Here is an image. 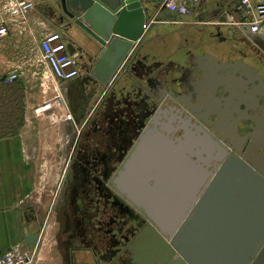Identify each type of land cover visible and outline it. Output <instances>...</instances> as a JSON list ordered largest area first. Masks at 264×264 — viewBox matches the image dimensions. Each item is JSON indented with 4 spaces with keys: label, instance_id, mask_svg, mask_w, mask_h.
<instances>
[{
    "label": "flooded vegetation",
    "instance_id": "flooded-vegetation-1",
    "mask_svg": "<svg viewBox=\"0 0 264 264\" xmlns=\"http://www.w3.org/2000/svg\"><path fill=\"white\" fill-rule=\"evenodd\" d=\"M221 1L214 0V4ZM210 37H218L217 40L230 47L223 58L213 52L210 55H216V60L212 58L211 62L198 66L206 73L216 70V75L223 79L218 89L223 92V98L222 95L207 97L205 103L196 94L184 97L182 93L165 91V105L158 108L152 80L133 76L132 89L120 90L115 83L106 88L91 81L84 83L81 67L71 78L73 86L66 96L61 92L67 97L70 119L56 118L61 123L57 122L58 129L53 130L62 144L60 150L50 155L58 171L57 180L50 188L54 200L49 213L52 220L49 225L53 228L50 257L54 264L148 261L146 256L144 259L132 256L131 250L133 246L148 243L136 240L142 234L155 235L158 244L162 242L161 236L166 235L146 207L149 202L163 205L158 194L162 191V166L166 163L162 131L169 130L174 135L184 130V123H193L224 143L228 151L244 154L264 173V40L257 38L256 45L249 34L227 36L218 28ZM132 55L126 59V66L142 76L140 52ZM78 61L82 64L85 60ZM170 67L164 66L165 74L172 77ZM188 98H197L196 103L190 104ZM35 108V112L44 110ZM143 121L148 133L139 144ZM136 146L134 160L131 158ZM36 156L34 152L32 159ZM125 163L127 174L123 176L120 171ZM148 195L151 196L147 198ZM30 211L31 216L24 213L23 221L32 218L34 230L39 232L49 218L42 216L38 205H33ZM171 249L163 251V256L168 257L170 264H176L179 253ZM164 258L157 255L155 264ZM243 264H264V232Z\"/></svg>",
    "mask_w": 264,
    "mask_h": 264
},
{
    "label": "crops",
    "instance_id": "crops-1",
    "mask_svg": "<svg viewBox=\"0 0 264 264\" xmlns=\"http://www.w3.org/2000/svg\"><path fill=\"white\" fill-rule=\"evenodd\" d=\"M236 1L238 0H222L221 4L215 7L221 8V12H217V10L212 12L214 8L209 7L208 3H202L201 0L195 10H204L206 6V12H209L208 14L212 12L211 16L207 20L202 19V15L195 17V15H200V11H196L191 17L179 19L184 23L185 30L188 32L175 39L161 37V26L155 25V23L171 20L158 17V12L161 10L158 8L160 0L143 1V4L147 6L146 20L152 16L155 19L150 21L144 29L137 43L136 51L140 52L139 65L144 70L142 79L148 80L149 78L152 80L151 87L154 88L156 96L160 98V95H164L162 99L155 97L158 108L165 105L164 92H171L168 90L170 87L176 93H182L184 97L186 94L189 97L193 94L199 95L207 103V97L210 96L207 88L209 83L205 78L201 80L200 75L196 76L194 70L200 74L196 67L202 63H207V61L211 62L210 54L213 52L219 58H223L227 54L226 48L229 49L230 46L224 41L217 40L218 37L216 39L210 37V33L212 34L217 28L227 36L231 34L248 36L249 34L253 37L252 41L256 45L258 44L257 38L264 40L262 33H249L247 26L240 24L242 12L234 6ZM34 3L35 5L28 13L33 31L36 29L35 26H41L47 31H61L62 36L70 45H68V50L74 48L78 60L79 58L82 61L85 60L84 63L90 61L91 49H85L87 51L78 49L79 46H83V31L74 24L69 26L61 18L60 9L53 0H34ZM226 11L234 13L232 21L226 20ZM125 62L126 59H122L103 86L108 88L115 83V87H118L122 83H129L134 75ZM153 64L151 70L150 65ZM164 66H171L170 68L173 69L172 77L175 79L173 83H170L169 77L165 74ZM148 68L151 70L149 73H147ZM3 69L6 70L5 67ZM70 80H53L52 84L55 85L56 82L57 87H55L66 96L68 89L73 86ZM65 99L67 100V97ZM195 100L188 98L190 104H195ZM192 124L190 122L184 123V130L181 133L171 134L169 138L162 136L161 141L166 146L163 150L165 159L171 157L175 159V166H172L173 171L169 173L172 179L168 187V191H172L173 195L165 198L169 201L166 205L176 209L180 207L189 208L188 211L192 215L190 223L192 238L202 241L208 240L207 246L215 249L234 248L241 250L244 246L243 240L247 238V232L256 236L255 233L259 231L261 215L258 212L257 200L249 201L252 214L247 221L246 218H242L240 212L239 193L241 188L232 185L233 181L240 182L241 176L236 175L235 179H232L233 176L231 175L234 174L223 172L217 182L213 185L209 184L212 176L216 173V167L212 166L214 161L206 163L201 161V157H207L208 153L215 152L213 138L196 130ZM189 130L193 133L191 134ZM164 133L162 131V134ZM25 136L19 132L0 137V250L14 244H22L28 247L24 242L23 235L26 232L35 231V223L32 218L23 221L24 213L31 216L30 210L33 207V204L30 203L32 199L28 197L31 194L32 154L34 152L30 151L26 145ZM200 149L201 154H199ZM164 189L165 187L162 186L161 190ZM42 230L41 227L33 245V251L41 237ZM219 239H232L235 240V244L209 243L210 240ZM220 252V254L226 253Z\"/></svg>",
    "mask_w": 264,
    "mask_h": 264
},
{
    "label": "water",
    "instance_id": "water-1",
    "mask_svg": "<svg viewBox=\"0 0 264 264\" xmlns=\"http://www.w3.org/2000/svg\"><path fill=\"white\" fill-rule=\"evenodd\" d=\"M143 1L144 0H53L54 4L60 9L61 18L65 20L69 26L74 24L83 31V46H79L78 49H91L92 51V56H89L90 61L81 64V68L85 73L84 83L91 81L92 83L103 85L108 81L122 59H127L132 53H135L137 43L144 32L143 23L147 17V6L143 4ZM240 24L242 23L240 22ZM69 51L73 52L74 48H70ZM211 58L216 60L214 55H211ZM153 66L154 64L150 65L151 70ZM150 68H148L147 73L151 71L149 70ZM196 69L200 71L199 74L194 70L196 76L200 75L199 77H201V80L205 78L207 83H209L207 85L210 94L209 98L216 97V95L220 93L218 89L222 85L223 79H220L219 76L216 75L215 69H212L209 73H206L204 69L199 66H197ZM133 75L138 79L143 77V75L139 76L134 73ZM169 79L170 83L175 81L174 77H169ZM216 79L220 82H217ZM132 81L133 78L128 84L122 83L118 88L120 90L132 89V86L135 85L132 84ZM168 90L175 92L171 87ZM220 95H222L220 98H223V92L218 94V96ZM162 96L163 95H160V97ZM142 124L143 126L141 125L139 134V144H141V140L145 138L147 132L144 121ZM192 126L198 131L202 132L203 130L195 126V124H192ZM153 129L154 128L151 127V130ZM189 132L191 134L193 133L191 130H189ZM203 133L206 132L203 131ZM170 134L169 130H167L162 136H167V138H169ZM205 135L211 136L208 132ZM212 142L217 151L212 154L208 153L207 157H201V161L206 163L214 161L212 162V166L216 167V173L212 176L209 184L213 185L217 182L223 172H231L234 174L231 175L233 176L232 179H235L236 175L241 176L240 182H232L233 186L241 188L240 193L238 192L240 212L242 218L244 217L248 221L252 214L249 201L256 199L258 212H260L261 215V221L258 226L259 231L255 233L256 236H252L254 234L251 235L247 232V238L243 240L244 246L241 250L234 248L215 249L214 247L207 246L208 240L202 241L192 238L190 224L192 215L188 211L189 208L180 207L176 209L173 206L166 205L169 201L165 198L173 195L172 191H168V187L172 179L169 173L173 171L172 166H175V159L172 157L167 158L165 165L162 166V185L165 189L160 193L157 192L163 205L160 207L151 202L146 205L154 221L157 225L163 227V231L166 235L161 236L162 242L160 244L156 241L155 235L147 236L142 234L140 237L136 238V240L142 239L148 241L146 245L132 247V256L138 259H144V256H146L148 259L147 262L144 261L145 263L142 262L140 264H155L157 255H161L164 258L163 251L167 252L171 248L177 250L179 253L178 262L176 264H243L255 248L257 238L264 232V173L244 154L228 151V147L216 137L213 138ZM135 150L134 156L131 158L134 160L137 156V146ZM199 154H201V149L199 150ZM120 174L123 176L127 174L126 163L124 169L120 171ZM145 178L147 182L149 175ZM135 182H137V179H135ZM137 187L138 185H136L135 192L137 191ZM149 196L151 195H148L147 198H149ZM159 196L156 195L155 197ZM152 229L155 233L157 232L154 228ZM38 235L39 232L37 230L26 232L23 235L25 244L29 248H32ZM209 243L233 245L235 244V240H210ZM220 251L226 253L220 254ZM160 264H170L168 257L161 259Z\"/></svg>",
    "mask_w": 264,
    "mask_h": 264
},
{
    "label": "rangeland",
    "instance_id": "rangeland-1",
    "mask_svg": "<svg viewBox=\"0 0 264 264\" xmlns=\"http://www.w3.org/2000/svg\"><path fill=\"white\" fill-rule=\"evenodd\" d=\"M203 2L214 8L212 12L216 10L221 12V8H215L214 0H202ZM195 9L196 7L184 15L172 14L165 8L159 10V18L171 19L163 21V23H155V25L161 26V37L175 39L188 32L185 30L184 23L179 19L191 17L196 11H200V15H195V17L202 15V19L207 20L211 16L212 12L208 14L206 6L204 10ZM35 28L32 32L11 31L3 40H0V137L21 132L26 135L24 140L26 145L28 144L29 150L37 154L36 159L32 160L31 194L28 198L32 199L30 203L38 205L42 216L46 220L48 218L50 220L48 219V223L41 231V237L34 248L30 264H54L50 257L53 228L49 225L52 222L49 213H52L54 202L50 188L57 180L58 171L50 155L53 151L60 150L62 143L58 141V134L53 130L54 128L58 129V126L55 127V125L59 122L51 114L54 107L46 108L43 111H40L42 107H39L36 111L40 112H35L34 108L44 102H52L55 99V94L60 90L54 88L52 84L54 78L44 77L43 62L39 60L37 40L47 30L41 26H35ZM12 64H19L18 76L10 82L2 81L3 67L7 69ZM55 86L57 87L56 82ZM59 112L57 115L61 118Z\"/></svg>",
    "mask_w": 264,
    "mask_h": 264
},
{
    "label": "built area",
    "instance_id": "built-area-1",
    "mask_svg": "<svg viewBox=\"0 0 264 264\" xmlns=\"http://www.w3.org/2000/svg\"><path fill=\"white\" fill-rule=\"evenodd\" d=\"M201 0H160L158 8H165L175 15L188 14L200 4ZM35 5L34 0H0V40L4 39L9 32H32L28 13ZM235 7L242 12L241 23L247 26L249 33H262L264 35V0H238ZM227 21L233 20L234 13L225 12ZM154 16L145 20L144 29ZM39 60L43 62L44 77L51 76L55 80H69L75 77L80 70V62L76 51L68 50V43L59 30H48L38 40ZM19 64L7 67L1 75V80L10 82L19 74ZM54 88L57 89L54 85ZM41 110L54 107L51 114L55 118L70 119L68 102L59 92L55 94L52 102H44L38 105ZM58 110V111H57ZM33 247L29 248L22 244H14L0 250V264H30L32 260Z\"/></svg>",
    "mask_w": 264,
    "mask_h": 264
},
{
    "label": "bare ground",
    "instance_id": "bare-ground-1",
    "mask_svg": "<svg viewBox=\"0 0 264 264\" xmlns=\"http://www.w3.org/2000/svg\"><path fill=\"white\" fill-rule=\"evenodd\" d=\"M155 97H157L158 99H162V97H160V98L158 96H155Z\"/></svg>",
    "mask_w": 264,
    "mask_h": 264
}]
</instances>
